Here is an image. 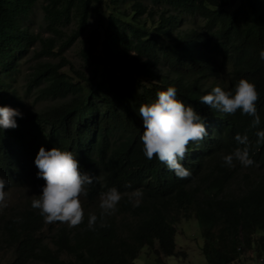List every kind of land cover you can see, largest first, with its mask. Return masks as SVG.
<instances>
[{
  "label": "trees",
  "instance_id": "16d2710c",
  "mask_svg": "<svg viewBox=\"0 0 264 264\" xmlns=\"http://www.w3.org/2000/svg\"><path fill=\"white\" fill-rule=\"evenodd\" d=\"M35 2L0 0V106L20 110L6 78L36 41L35 57L57 61L35 62L26 90L59 101L17 117L15 128L0 129V177L8 180L6 191L25 183L44 186L34 163L43 146L73 152L93 183L83 197L90 204L84 223L69 228L60 222L48 243L37 236L45 220L29 201L2 220L1 237L12 250L9 264H132L143 246L153 255L150 264H165L163 257L184 255L175 249L174 225L191 217L199 225L206 264H233L247 251L264 264V144L255 143L256 131L264 130V0H105L96 35L79 50L84 66L101 67L90 76L71 68L63 52L86 33L90 11L100 10L101 0H44L45 38L23 24ZM185 16L201 19V30L179 29ZM72 19L75 26L65 33ZM221 65L227 67L223 85L217 80ZM65 66L76 79L61 71ZM240 79L259 92L256 129L240 111L227 115L200 102L216 86L234 90ZM169 86L208 131L181 162L192 172L187 179L156 158L148 160L140 139V105ZM245 133L255 164L225 166L223 156L240 147L236 134ZM30 136L36 137L33 146ZM112 187L121 193L142 189V202L134 207L125 195L118 211L90 230L88 213L99 216L100 194Z\"/></svg>",
  "mask_w": 264,
  "mask_h": 264
},
{
  "label": "clouds",
  "instance_id": "9594fccd",
  "mask_svg": "<svg viewBox=\"0 0 264 264\" xmlns=\"http://www.w3.org/2000/svg\"><path fill=\"white\" fill-rule=\"evenodd\" d=\"M260 58L264 60V51L260 52ZM177 91L175 87L169 86L158 92L153 102L140 105L139 116L144 129L140 139L143 154L148 160L156 158L178 179H187L192 172L181 162L188 157L189 145L203 141L208 137V131L200 114L177 98ZM258 100L256 85L248 79H240L234 90L216 86L203 95L200 102L227 115H235L240 111L241 114L252 117L250 128L256 129L261 123L256 106ZM17 117H23L18 109L0 106V129L17 127ZM255 135L256 146L264 144V130L256 131ZM235 140L240 147L223 156L224 165L235 167L234 161L244 167L254 165L250 152L252 142L248 134H236ZM34 163L39 170L38 177L45 184L38 198L32 199V208L39 210L46 223L61 222L69 228L83 224L86 214L82 198L87 196L93 177L80 170L77 156L58 147L46 150L41 146ZM7 184L8 180L0 177V208L7 207ZM125 195L137 207L142 202L143 190L138 188L129 193H121L116 187H112L101 193L99 216L88 213V228L95 230L98 220L103 221L105 217L114 215ZM100 226L106 225L101 223Z\"/></svg>",
  "mask_w": 264,
  "mask_h": 264
},
{
  "label": "rangeland",
  "instance_id": "374dc122",
  "mask_svg": "<svg viewBox=\"0 0 264 264\" xmlns=\"http://www.w3.org/2000/svg\"><path fill=\"white\" fill-rule=\"evenodd\" d=\"M104 1L101 0L99 3L100 10H91L88 18L86 33L82 34L77 40H75L72 45L67 48L63 52V56L70 62L71 68L82 70L86 75H92L96 71H100L101 67L93 66L86 67L83 65L82 59L79 56L80 48L88 42V40L92 39L96 35V30H98V26L101 22V19L105 15V6ZM44 4V0H36L34 6L32 7L29 14L23 20V24L27 27L28 31L33 34H37L42 38L50 36V33L45 30V22L43 19L42 5ZM122 6L121 8L125 7ZM201 19L195 17L185 16L182 18L179 29H188V28H196L197 30H201ZM75 26V20L72 19L68 25L62 28L65 33H68ZM38 49V42L36 41L34 44L29 46V48L17 59L16 68L14 71L10 73L9 78H6L10 87L15 89L22 106L20 108V112L25 114L30 111H38L46 108L49 105L55 104L59 101V99H49V98H40L37 94L36 88H30V90H26V81L28 78V74L31 71V67L35 62L38 61H51L56 62V57L50 56H41L35 57L34 51ZM71 68L65 66L61 68V71L67 73L71 76L72 79H76L75 75ZM96 69V70H95ZM227 78V67L222 66L220 68L219 77H217L219 84H224ZM30 143L33 146L36 143V137L30 136ZM43 186H36L31 183H25L21 187L11 188L7 190V207L0 208V224L2 220L11 215L17 208L26 205V202H30L32 204V199L38 198V195L42 193ZM83 207L85 211L90 207V204L85 202L82 198ZM60 222L54 223H46L42 226L37 236L43 239L44 242L48 243L50 241V237L52 231L55 227L59 226ZM67 225V224H65ZM175 234H174V244L175 249L178 252L184 253L171 255L163 257L162 260L165 264H206L204 258L200 251L201 245V236L200 229L197 221L191 217L187 219H180L174 225ZM60 258L66 259L67 256L63 253L60 254ZM153 259V255L147 253L146 247H142L132 264H150ZM12 260V250L11 245H9L6 241L2 240L1 237V229H0V264H9ZM26 264H47L40 261L29 260ZM233 264H263V262L259 261L253 254L249 251L242 255L241 260L239 262H234Z\"/></svg>",
  "mask_w": 264,
  "mask_h": 264
}]
</instances>
